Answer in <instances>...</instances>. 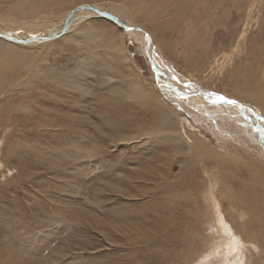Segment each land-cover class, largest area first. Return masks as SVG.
I'll return each mask as SVG.
<instances>
[{"label":"rangeland","instance_id":"374dc122","mask_svg":"<svg viewBox=\"0 0 264 264\" xmlns=\"http://www.w3.org/2000/svg\"><path fill=\"white\" fill-rule=\"evenodd\" d=\"M133 1L138 0H27L28 6L21 8L15 0H0V21H28L30 16L20 13L34 8L33 19L44 25L41 30L18 29L42 37L51 33L59 18L80 6L105 4L130 13L128 6ZM172 1L174 7L164 14L158 12V20H130L149 37L151 49L148 42L135 40L123 27L122 31L97 16L82 20L47 43L20 45L0 39V45H13L18 54L17 58L0 57V69H6L2 73L10 74L5 77L8 82L0 102L11 103L0 118V264H264V220L262 226L258 223L259 229L255 223L245 222L249 218L259 221L254 217L263 208L252 206L246 215L237 214L230 211L225 195L220 198L225 219L221 214L198 215L193 198L203 183L195 182L200 176L197 170L207 166L210 158L199 163L189 157H198L197 147L206 145L238 162L236 170L228 163L229 181L237 176L246 180L244 173L248 176L251 171L258 180L264 175V148L254 145L255 138L235 121L218 116L215 126L214 120L199 113V106L188 104L203 100L204 95L208 97L203 103L211 101L210 106H231L214 102L205 94L208 91L238 101L231 90L239 82L244 84L247 67L255 64L249 50H254L255 43H263L264 0H165L167 5ZM161 6L163 2L159 9ZM179 15L181 21L171 26ZM160 27L161 43L152 32ZM89 30L93 38L88 37ZM245 38L250 40L243 44ZM112 42L125 48L130 62L108 53ZM44 72L47 83L40 78ZM164 74L173 75V83L181 90L180 81L191 82L190 88L184 87L186 100L164 97L159 85ZM63 76L65 80L60 82ZM125 81L140 85L148 95L178 111L180 122L174 121L183 140L157 144L155 139L149 142L136 134L140 122L135 123L134 118L139 108L119 107L109 93H130ZM169 81L168 89L175 91ZM238 102L247 110L241 117L255 125L246 129L264 141V113ZM112 113L120 115L117 121ZM122 120L132 125L131 132L125 135L117 130L114 142L109 124ZM123 135L126 138L120 142ZM256 168L261 169L260 174ZM232 187L240 190L238 185ZM175 193L184 198L174 199ZM196 204L200 207V200ZM224 220L229 229L220 225ZM231 220L236 230H231Z\"/></svg>","mask_w":264,"mask_h":264},{"label":"bare ground","instance_id":"6f19581e","mask_svg":"<svg viewBox=\"0 0 264 264\" xmlns=\"http://www.w3.org/2000/svg\"><path fill=\"white\" fill-rule=\"evenodd\" d=\"M15 1H16L17 5L19 7H21V8L25 7L26 5L28 6L27 0H15ZM133 2L134 3H130V5L128 6V8H130V13L133 14V17H132V15L130 13H126L127 10H125L123 8L120 9V7H118V6H117L118 8L116 6L114 8L112 5H110L111 6L110 7V6L105 5V4H95V5L80 6L76 10L74 9V11L66 14L64 17L59 18L55 23H53V26L51 27L53 29H51L52 30L51 33H49L47 35H44L42 37L35 36L36 34L33 33V32H30V31H24V30L22 31V28L18 29L20 26H23V27H26L28 29H34L35 30L34 32H36V30L39 32L41 30L42 26H44V25L41 24L42 21L41 22L38 21V18H36V19L34 18L33 19V13L35 11L34 8L30 7V9H28L29 8L28 7V8L25 9V11H22V13H20V15L22 17L25 16V15H29L30 16V18H29L30 20H28V21L27 20L24 21V19L23 20H19V21L18 20H12V19L11 20H2V21H0V35L3 34L5 36H7V37L12 38L11 41H8V42H10L12 44L14 43V44H20V45H37V44H42V43H47L49 41H52V40L60 37L63 33L66 34L67 31H69L74 26L79 24L82 20H84V19H86V18H88L90 16H93V17L97 16V17L109 20L110 22L114 23L118 27H121V28L123 27L125 32H126V34L128 36H130V37H134L135 40H138L139 42H146V43L148 42L147 43L148 49H151L150 46H149V41H151L149 39V37L146 35L145 32L141 31V28L139 29L136 26H134L135 24L133 25V23H131L130 20H131V18L134 21L135 20L136 21H148V20H153L155 18H156V20H158L157 18H160V17H156L158 12H160L161 14H164V13L168 12V10L170 8L174 7V3L172 1L171 3H168V5H167V2H165V0H158L157 3H155V0H138L137 2H135V1H133ZM160 2H163V6H161V9H159L160 8ZM148 5H154L153 9H149ZM137 7H140L142 10L140 12L137 11L136 10ZM162 7H164V8H162ZM27 11H28V14H26ZM258 13H262V11L258 10ZM182 15L181 16L179 15V17H176V18L174 17V19L172 20V23L171 22L169 23V21L168 22L165 21V22L169 23L171 26L173 24L175 25L176 21H181V18H183ZM36 22H40V23H36ZM161 23H163V22L161 21ZM123 28L121 29L122 31H123ZM158 31L159 32L161 31V33H159ZM43 32L45 33L46 31H43ZM152 32L154 34H156V35L158 34L156 36V38H157L158 42L161 43V41H162L161 38L163 37V33H162L161 27H160V29L157 30V32H155V31H152ZM87 35H88L89 38H93V31L89 30ZM241 35H243V34H241ZM0 39L3 40V41L6 40L5 38H1V37H0ZM44 39H51V40H46L44 42ZM237 39H239V38L237 37ZM256 39H258V38H256ZM248 40H250V39L249 38H245L244 40H242V43L245 44L244 42H248ZM261 40L262 41H260V42H263L262 44H260L259 41H258L259 44L257 45L255 43L254 50H251V49L249 50L250 52L253 51V54H254L255 57H253L251 55L250 56L252 58H254V61L252 60V62H255V64L252 67L251 66L247 67V68H250V69H247L248 73L246 74V76H244L245 77L244 84L239 82L238 85L234 88L233 92L231 90V93L233 95V96L232 95L231 96H232V98L237 99L241 103L242 102L249 103V105H247V104L246 105L247 106L251 105V106L255 107L256 109L260 110L262 112V114H263L264 113V37H262ZM12 46L13 45H10V44L7 45V44L1 43V45H0V47H1V49H0V57H3V58H10V57L14 58V57H16L17 58L16 55H18V54H17V52H15L16 48H13ZM51 46H53V45H51ZM161 46L163 47V49L166 48V44L165 45L161 44ZM238 46H241V45H238ZM47 47H50V46H47ZM151 52H153V51H151ZM250 52H248V54ZM108 53H110L113 58L115 57L116 59H120V60H122V58H124V60L130 62V59L128 58V55H127L128 52L125 50L124 47H122L117 42H112V46L110 47ZM230 54H232V53H230ZM31 56H34V55H31ZM31 59H33V58L31 57ZM39 59H38V61L40 62ZM159 63H160V61H159ZM244 63H245V60H244ZM156 64H158V63L156 62ZM220 65H222V64H220ZM4 70H6V69H0V100H2V98L4 97V93H3L4 90L3 89L6 86V83L8 82V80L5 77L10 76V74L6 75L7 74L6 72L2 73ZM8 70L12 71V69H10V68H8ZM53 72H55V71H53ZM159 74H162V73H157V75H159ZM46 76H47V73L44 72V74L40 78L43 79V81H44V79H46ZM234 77L235 76L233 75L232 78H234ZM10 78H8V79H10ZM158 78H159V76H158ZM162 78H163V80L161 81V84L159 83V85H160V87L163 90V93L165 95L164 97H166V98L168 97V98L177 100L179 102H181V100L179 98H182L183 100H186L188 98L187 96H184L185 92H187L188 90L186 88L184 89L185 84L183 82L180 81L181 85L184 86V87H182L183 90H181L179 85H177L176 83H173L174 82L173 80H175L173 75H170V74H166L165 75L164 74L162 76ZM64 80H65L64 76L62 78H59L60 82L64 81ZM169 80H171L172 81V85L175 86V91H173V90L171 91L172 88L168 89V85H170L169 83H171ZM17 81L20 84L22 83V81L19 82L20 79H17ZM33 81H34V79H33ZM44 82L47 83L46 81H44ZM44 82H42V83H44ZM125 83H126V81H125ZM187 83L190 84L191 82H187ZM126 84H127L126 85V89H129V88L132 89L131 92H130V90H128L130 93L126 94L125 91L124 92L123 91L116 92L114 90L110 91L109 93L112 95L111 99L113 100V102H115V103L117 102L119 107L125 108V105H128V106L129 105H134V106H137V108H139L140 113L137 114L135 116V118H134V120H135L134 122L135 123L138 124L140 122L139 130H138L139 132L136 133L137 135H143L144 136L143 139L146 140V141H149V142H150V140L153 141L155 139L157 144H160L163 141L169 140V139H177V140L181 139V140H183V138H181V134L178 132L177 124L174 121L175 119H178L179 122H180L181 118H180V115L177 114L178 111L177 110H173L171 108L172 107L171 104L169 105V103H163V102L159 101V99L156 100V98L152 97L151 95H148V93L145 92V90H143L140 87V85H135L134 86L133 83H126ZM188 84H186V85H188ZM248 85H250L251 87L249 88ZM245 86H247V89H244ZM207 93H209V97H211L212 99H215V97L217 95H220V94H217V93H212V91H208L205 94H207ZM225 93H227V92H225ZM196 94H198V93H196ZM177 95H179V97ZM118 97H119V99H118ZM207 97L205 98L204 95H203V98L202 97L201 98L203 100L207 101ZM183 100H182V102H183ZM203 100L194 99V100H191L192 103H188V104H192L193 106L197 105V107L199 106L198 107V109L200 110L199 113H201L202 115H206L209 120H214L213 122H215V124H213V125H215V126H216V121H217L215 119L218 116L224 118L222 120H229L230 122L231 121H235L237 125H241L243 128H245V130L248 132V134L250 133L251 137L255 138L254 139L255 141L252 142L254 145L257 144L258 146H262L264 148V141L261 140L260 138H258L259 136L256 137L252 130L246 129V127L254 129L255 125H253V123L250 120H248V118L244 119V118L241 117V115H245L244 113H246L245 111H247L242 105H239V104H237L235 106H233V105L228 106L227 105V107L219 106V105H217V106L216 105H212L213 106V109H212L211 108L212 106H210L211 101L209 103H203ZM186 102H188V101H186ZM180 105H181V103H180ZM10 106H11V103H4L3 104V103L0 102V118L2 117V115H3V113L5 111L7 112L10 109ZM222 107H225L224 111L221 110ZM209 108H211V109H209ZM229 108L231 110H228ZM111 111H113V109ZM125 111H126V109H125ZM230 112H236V114H234V116H233V115L230 114ZM115 114L112 113L111 117H113V118L115 117V121H117L116 117L118 118V117H120V115L117 116L118 114H116V115ZM73 117H74V115H73ZM246 117H249V115H246ZM69 118L72 121L74 119L72 117H69ZM249 119H251V118H249ZM75 120H78V119H75ZM126 120L125 121L122 120V121H120L119 124H116V125L113 124V126H111L109 124L108 130H109V128L112 127L111 129L113 131L110 132V133H113L112 135H115V136H113L114 137L113 138L114 142L116 141V139L118 137L117 130L123 131V133L120 132L119 134H125L126 132H128V133L131 132V128L132 127H130V126H132V125H130V123H128V121H126ZM3 123H5V122H3ZM78 123H79V121H78ZM116 126L118 127V129L116 128ZM218 132H219V130H218ZM220 133L223 134L224 132L220 131ZM191 134H194V133H191ZM125 135H123L121 137L120 142L124 138H126ZM129 135L131 136V134H129ZM260 136H261V134H260ZM131 137H128L129 141L132 140ZM185 140H187V139H185ZM205 143H206V140H205ZM169 146H170V144H169ZM205 146L206 145H199L197 147L198 148L197 149L198 157L195 158V157L189 156L191 159H194V160H196L199 163L202 162V161H205V160L208 161V159L210 158V162H209V164H207V166L204 165L205 167H202L199 170L196 169L199 172L200 176L198 177L199 179L196 180L195 182H198V181L202 182L203 184H202L201 189L204 188L203 190L200 189V192L193 198V205H194V207L196 209V213L198 215H203V216L208 214V213H211V214L216 215V217H218V214H221L222 217H224V219H225L226 218L225 212H224L223 208L221 207V203H220L222 199H220V198H223L226 195V196H229L227 201L229 203L228 207L230 208V211L237 212V214L239 213L238 211H240V214H242V213L244 214L245 213L244 215H246V213H249L250 211H252V210H250L252 206H254V208H256L258 206L257 209L258 208H263V209L258 210L259 213L258 212H256V213H258L259 215H256L257 217H254V219L255 218L260 219L259 221H257L256 219H255V221H250L251 220L250 218L245 221L246 223L249 221L248 223L250 225L252 224V222L255 223L256 224L255 226L257 228H258V226H257L258 223L261 224V226H262L263 225L262 220H264V212H263L264 204L262 205L261 203L264 202V196L262 197L260 195V193L264 192V175H263V177H262V175L259 176V177H262V178L256 180V178H257V176L255 177L256 174H254V173L252 174V171H251V173H248V176H247V172L244 173V174H246V177H245L246 180H244V178H239V176H237V178L233 177V181L234 182L232 181V178L229 181L227 179V176H228L227 174L230 172V169H228V163H231L232 166H233V168L232 167L231 168L233 170H236V167H234L235 162H237V161H235L236 159H234V157L232 155H229L228 153H225V152L224 153H220L221 151L220 152H216V151L210 150L208 148V146L207 147H205ZM193 154H192V156H193ZM164 159H165V155L162 156V160H164ZM170 162L172 163V158L170 159ZM243 167L246 168V165L245 166L243 165L242 168ZM259 167H261V166L259 165ZM240 169H241V167H240ZM248 170L249 169H247V171ZM260 170H258L256 168V171L259 174H260ZM236 172H240V170H237ZM263 172H261V173H263ZM191 175H196V174H191ZM160 177H162V175ZM191 180H193V178H191ZM233 184L240 186V190L239 191L231 190L230 187H232ZM234 185H233L232 188H234ZM183 193L186 196L188 194L187 191H183ZM181 198H184V197L183 196H179L178 193L174 194V199H181ZM197 200L198 201L200 200V207H198V205L196 204V203H198ZM245 200L248 202V204L244 203ZM251 213H253V212H251ZM238 216H237V219L239 220L241 218L239 221L242 223L244 220L242 219L241 216H239V217ZM230 222L232 224L231 230H236L235 226H234L235 225L234 222L232 220ZM196 223H197V221H196ZM196 223H195V225H196ZM214 224H215V222H214ZM220 225L224 226L225 229H227V228L229 229V226L227 227V225L225 223V220H224V223H222ZM242 227H243V224H242ZM263 228H264V226L261 227V230H263ZM189 231H194V228H191ZM237 233L239 234L238 231H237ZM245 242H246V240L245 241L243 240L244 244H245Z\"/></svg>","mask_w":264,"mask_h":264},{"label":"snow or ice","instance_id":"6c2138e0","mask_svg":"<svg viewBox=\"0 0 264 264\" xmlns=\"http://www.w3.org/2000/svg\"><path fill=\"white\" fill-rule=\"evenodd\" d=\"M185 87L190 88L191 85L190 84L189 85H185ZM214 102H219L221 104H230V105H234V106L238 104V101L233 100V99H228L227 97L222 96V95H217L215 97V101Z\"/></svg>","mask_w":264,"mask_h":264},{"label":"water","instance_id":"95a60500","mask_svg":"<svg viewBox=\"0 0 264 264\" xmlns=\"http://www.w3.org/2000/svg\"><path fill=\"white\" fill-rule=\"evenodd\" d=\"M0 37L1 38H5L7 41H11L12 40V38H10V37H7V36H5V35H0ZM46 40H51V39H44V42L46 41ZM146 56H147V59H148V62H149V64H150V66H151V69H152V71H153V73L155 74V76H156V73L154 72V69H153V65H152V62H151V60H150V56H148V54H146ZM156 78H157V76H156ZM158 79V78H157ZM181 82H183V81H181ZM239 104V103H238ZM240 105V104H239Z\"/></svg>","mask_w":264,"mask_h":264}]
</instances>
